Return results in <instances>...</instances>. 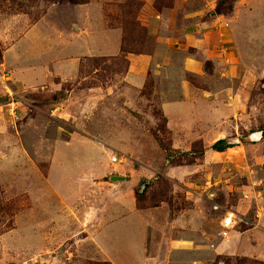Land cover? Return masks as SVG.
<instances>
[{
    "label": "rangeland",
    "instance_id": "obj_1",
    "mask_svg": "<svg viewBox=\"0 0 264 264\" xmlns=\"http://www.w3.org/2000/svg\"><path fill=\"white\" fill-rule=\"evenodd\" d=\"M64 33L109 56L18 86ZM128 54L157 58L129 79ZM0 97V264H264V0H0Z\"/></svg>",
    "mask_w": 264,
    "mask_h": 264
},
{
    "label": "crops",
    "instance_id": "obj_2",
    "mask_svg": "<svg viewBox=\"0 0 264 264\" xmlns=\"http://www.w3.org/2000/svg\"><path fill=\"white\" fill-rule=\"evenodd\" d=\"M34 31H35V28H31L28 31V33L30 35L27 36V38L30 37V39H31V37H32V39L33 38L35 39L36 34H34ZM65 35H67V36H64L62 39L60 38L61 39L60 43H62V44H58L55 46L58 55L54 56L50 62V66L53 65V68H51V69L45 68L44 70H42L41 68L40 69H34V71H39V72H36L35 75H38L41 79H36L35 81L27 80L26 78L25 79H18V78H16V75H15V73L18 70L14 69L12 67L13 68L12 72H13L14 77H15L14 80L16 81L18 86L22 85L24 87L26 86L25 88H35V87H39L40 85H44V83H47V84H53V86H54L53 89L57 90L61 86H63V84L65 82H70V81L73 82L74 81L73 76H74V74L77 73V70L79 69V63H80V59L82 57H85L87 55L94 57L98 54L102 55V56H109L106 51L97 50L94 47H89V46L85 47L86 41H84V46L78 47V49L75 50L74 49L75 48L74 43L76 44V42L80 41V38L78 36L80 34L74 33V34H72V37H71V35H68V34H65ZM25 37L23 39H26ZM61 45H63V46H61ZM72 46H74V48H72ZM62 47H63V49H61ZM70 47L72 48V50L70 49ZM91 48H92V50H91ZM13 49H14V47H11V48L7 49V51H12ZM53 50H55V49H53ZM15 58H20L19 54ZM156 58H157V55H155V56H149V55L148 56H146V55L137 56L135 54H128V59H129V62L131 64V69L129 68L130 71L128 72L129 73V76H128L129 79H131L132 77H134L136 75H138L139 77L144 76L145 72H143V70L144 69L146 70L147 60L151 59L153 64H154V62H156L155 61ZM7 64L9 66H11V64L8 62V60H7ZM56 79H57V82L55 81ZM17 80L22 81V83H19ZM132 83H133V81H132ZM103 168L106 171L105 176H107L110 184H113V185L132 184V185H134L133 179H128V177H127V175L123 169L119 170L118 168L113 169V168L105 167V166ZM238 216H242L244 218L245 217L244 212L240 211V214L238 213ZM203 219H205V218H203ZM196 221L201 222V218H197V216L193 212L192 213L190 212L189 219L186 218V220L185 219L182 220L181 221L182 223L179 222V224L180 225L191 224L193 226L194 223L197 224ZM200 222H199V224H197L199 229H201L200 228ZM222 227H223V223H222ZM252 230H254L255 232L257 230V232L261 231L264 233V216L263 217L262 216L257 217L256 222L254 223V226L252 228L244 231V233L245 232L252 233ZM230 233L232 234V237L229 241H227V244L230 243L232 245V243H234L233 240H237V238H239V235H241L242 233L237 231V230H233V229L231 230ZM193 234H195V233H193ZM172 240L175 243H177L178 245L183 246V244H185L184 245L185 248H181L182 246L181 247L179 246L182 251H185V250L186 251H189V250L195 251L196 244H194L195 243L194 240H197V238L195 236L191 237V238L189 237L186 240L180 239L178 241L174 238ZM173 245L174 244H172V243L170 244V246L172 248H174ZM225 248H227V246L224 245L223 249H225ZM189 264H191V263H189Z\"/></svg>",
    "mask_w": 264,
    "mask_h": 264
},
{
    "label": "trees",
    "instance_id": "obj_3",
    "mask_svg": "<svg viewBox=\"0 0 264 264\" xmlns=\"http://www.w3.org/2000/svg\"><path fill=\"white\" fill-rule=\"evenodd\" d=\"M234 145L232 143H230L228 140L226 139H220L218 141H216L215 143H213L211 145V149L214 150V151H217V152H224L225 150H227L228 148H232ZM171 153V152H170ZM200 154H204V151H201ZM168 161L171 160V155L169 154L168 155ZM146 183V186L143 187V185L141 186V190L140 191H137V195L139 196V198L143 197L146 192H147V189L149 187V182L147 180H145V182L143 184Z\"/></svg>",
    "mask_w": 264,
    "mask_h": 264
},
{
    "label": "built area",
    "instance_id": "obj_4",
    "mask_svg": "<svg viewBox=\"0 0 264 264\" xmlns=\"http://www.w3.org/2000/svg\"><path fill=\"white\" fill-rule=\"evenodd\" d=\"M111 161L113 163H116V162H119L121 160H120V157L113 156V158L111 159ZM222 223H223V230L221 232V235H223V236L228 235L231 232L230 230L234 228L233 216L231 214H229L228 216H225L223 218Z\"/></svg>",
    "mask_w": 264,
    "mask_h": 264
},
{
    "label": "water",
    "instance_id": "obj_5",
    "mask_svg": "<svg viewBox=\"0 0 264 264\" xmlns=\"http://www.w3.org/2000/svg\"><path fill=\"white\" fill-rule=\"evenodd\" d=\"M3 98L0 97V100H2ZM264 136V133H259V132H256L252 135V139L253 140H260L262 137Z\"/></svg>",
    "mask_w": 264,
    "mask_h": 264
},
{
    "label": "bare ground",
    "instance_id": "obj_6",
    "mask_svg": "<svg viewBox=\"0 0 264 264\" xmlns=\"http://www.w3.org/2000/svg\"><path fill=\"white\" fill-rule=\"evenodd\" d=\"M226 236V235H225Z\"/></svg>",
    "mask_w": 264,
    "mask_h": 264
}]
</instances>
